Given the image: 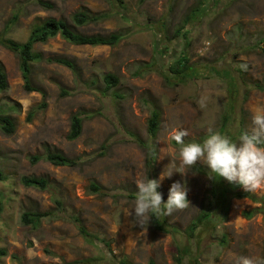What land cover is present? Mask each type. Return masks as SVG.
<instances>
[{
    "label": "rangeland",
    "instance_id": "obj_1",
    "mask_svg": "<svg viewBox=\"0 0 264 264\" xmlns=\"http://www.w3.org/2000/svg\"><path fill=\"white\" fill-rule=\"evenodd\" d=\"M0 0V32L9 20L17 2ZM52 8L27 5L25 15L13 25L7 36L23 42L34 23L48 18H63L70 25L71 14L85 8L92 13H111V17L85 26H74L84 34H108L120 31L124 39L114 47L106 45H73L57 35L34 48L44 56H65L75 61L78 78L63 65L33 63V83L47 93V106L30 121L28 111L41 99L36 91H25L18 56L0 45V62L8 88L0 92L2 117H11L15 130L7 135L0 130V264H63L92 258V264H120L125 258L131 264H177L174 257L180 248H189L191 264H236L238 257L264 258V215L246 212L258 209L264 202L248 198H230L225 219L208 224L199 231L201 239L185 229L203 210H214L216 198L210 194L212 179L199 161L185 174L173 171L157 189L167 199L173 182H183L189 204L170 215L159 214L177 228L174 234L152 226L151 218L141 225L132 215L136 185L147 176L145 150L131 140L127 130L145 139L146 121L152 106L161 111L156 136L158 179L179 167V145L170 139L174 129H184L185 143L202 141L208 129L218 131L222 115L233 105L232 139L238 130L250 131L252 115L264 108V50L258 43L264 33V0H46ZM199 1L200 7L195 8ZM195 8L194 17L185 18ZM183 27V28H182ZM181 33L176 35V30ZM183 34V35H182ZM184 54L194 75L180 81L168 66ZM229 70L233 79L235 100L229 102ZM119 78L114 91H104L103 75ZM169 76L171 82L165 81ZM60 86L69 95L60 96ZM119 94V95H118ZM78 109L98 112L85 118L80 136L68 140L70 115ZM107 141L103 156L77 167L53 166L40 160L32 163L31 155L41 154L48 145L68 157L93 153ZM23 175L46 177L51 190L25 187ZM224 180V179H223ZM90 181L109 190L111 196L87 191ZM224 183H228L224 180ZM236 191H245L242 187ZM256 198L264 189L250 191ZM54 194V195H53ZM62 200L67 214H76L92 233L109 242L90 243L65 219L43 220L37 229L20 222L24 210L44 211L55 207L52 198ZM224 237L225 239H221ZM196 249L195 251L193 249ZM48 250L53 254L46 252ZM11 254L18 258L14 259ZM194 255V256H193Z\"/></svg>",
    "mask_w": 264,
    "mask_h": 264
},
{
    "label": "trees",
    "instance_id": "obj_2",
    "mask_svg": "<svg viewBox=\"0 0 264 264\" xmlns=\"http://www.w3.org/2000/svg\"><path fill=\"white\" fill-rule=\"evenodd\" d=\"M29 4L39 5L43 8H52L53 4L46 0H24L22 2H17L15 7L12 10L11 16L4 28L0 32V45L13 52L18 56L19 60V69L21 72V77L23 80V88L25 91H36L40 93L41 99L34 107H32L26 116V120L30 121L33 116L38 112L46 108L47 106V93L44 89L36 86L33 83L32 79V64L33 63H54L58 65H63L68 68L73 75L78 78L79 70L75 63V61L71 58L65 56H44L43 53L36 51L34 46L37 43H45L49 39L56 37L57 35L65 38L69 43L73 45H106L110 47H114L119 44L122 39H124V34L120 31L110 32L108 34H84L75 30L74 26L81 27L91 23H97L99 21H103L111 17V13L103 12V13H92L85 8H81L74 13L71 14L70 18L73 25H70L63 18H54L48 17L45 18L38 23H34L26 39L23 42H18L7 36L11 27L15 25L20 17L25 15L26 6ZM202 4L201 1L197 3L195 8L200 7ZM195 8L191 9L190 13L186 15L185 23H187L192 17H194ZM183 28V27H182ZM176 35L181 33V28L176 30ZM183 35V34H182ZM258 43L261 45V49L264 50V33L262 34ZM168 71L178 77L180 81H183L186 77L190 75H194V70L188 65V58L186 55L181 54L178 56L173 62H171L168 66ZM225 77L229 79V102H233L235 100V94L233 93L234 85L231 81L233 76L229 70H225L223 72ZM103 82L105 84L104 91H114V87L118 84L119 78L112 74L106 73L102 77ZM165 81L170 83L171 79L169 76L165 78ZM253 87L264 91L263 84L259 82H255ZM8 88L7 76L5 69L0 62V92H4ZM69 91L65 87L60 86L59 95L66 96L69 95ZM116 94V92L114 91ZM117 95V94H116ZM119 95V94H118ZM98 112L89 111L86 109H78L70 115V126L69 130L66 134V138L68 140H74L78 138L82 132V125L85 118H92ZM233 114L234 107L233 105H229L226 112L222 115L220 126L218 128V132L222 135H225L229 138L232 137V133L230 130V126L233 123ZM161 118V111L158 107L152 106L149 112L148 119L146 121V138L142 139L137 134L130 132L127 130V134L130 136L131 140L138 144L145 150V165L148 170V174L150 178H153L155 174V165L157 158V143L156 136L159 130ZM3 121V124L0 123V130L10 135L15 130V124L11 117H2L1 116V108H0V121ZM242 128L238 130L237 135L243 132ZM175 143V142H174ZM108 147L107 141L104 142L100 150H97L93 153H88V157L86 154L78 155L76 157H68L63 152L52 148L48 145L43 147V152L41 154L31 155L29 157L30 162L36 163L40 160H44L52 164L53 166H68V167H77L82 166L85 163L90 162L93 157L103 156L106 152V148ZM4 179V175L0 171V180ZM20 182L25 187H33L39 190H51L54 188L53 184L44 176H36V175H23L20 177ZM241 186L236 184L224 183L223 178L218 180L212 179L210 194L212 197L216 198V201L213 204L214 210L210 208L203 209L197 217L189 224V226L185 229V231L189 234L190 238H196V249L197 245L200 243V238L198 237L199 231L206 230L208 224L215 222L218 219H225L226 211L228 208V203L230 198L242 199L248 198L250 200H258L259 202H264V196L262 198H256L253 194L246 191H236V189ZM87 191L91 194H97L99 196H111L115 198L116 194H111L108 189L104 186L96 183L95 181H90L87 186ZM54 195V194H53ZM55 207L44 210H24L20 215V222L29 226L31 229H37L43 220H55V219H65L72 222L78 233L85 239L86 241L93 243L94 241H100L104 243L106 246H109V242L104 238H101L98 234L92 233L83 224L80 217L76 214H67L65 211V207L63 205L62 200L58 197L52 198ZM2 204L0 203V214L2 212ZM255 212H261L264 215V206H261L258 209H254L251 212H246L244 216L250 217ZM152 226L164 233L174 234L177 231L175 226L169 225L161 215H153L151 218ZM221 239H225L222 237ZM189 248L192 247L186 245L183 248H180L177 254L174 257V261L177 264H191L189 257ZM193 249L194 251L196 250ZM46 252L53 254L52 252L45 250ZM7 255V251L4 248H0V256ZM194 256V255H193ZM12 258H18L15 254H11ZM93 259L90 258H82L77 260H72L68 262H64L63 264H92ZM120 264H131L124 257L119 260ZM148 264H155L152 259H149Z\"/></svg>",
    "mask_w": 264,
    "mask_h": 264
},
{
    "label": "clouds",
    "instance_id": "obj_3",
    "mask_svg": "<svg viewBox=\"0 0 264 264\" xmlns=\"http://www.w3.org/2000/svg\"><path fill=\"white\" fill-rule=\"evenodd\" d=\"M186 135L187 131L182 128L170 133V139L179 145V167L166 174L161 173L158 179L147 176L136 185L135 202L130 209L140 225L142 221L148 223L153 215H170L174 210L188 206L185 183L173 182L166 200H162L157 189L173 171L183 175L198 161L206 167V174L211 179L223 178L230 184L241 186L246 192L264 189V108L254 111L251 130L241 132L235 141L211 128L199 142L185 143L183 137ZM236 264H264V258L253 260L241 256Z\"/></svg>",
    "mask_w": 264,
    "mask_h": 264
},
{
    "label": "water",
    "instance_id": "obj_4",
    "mask_svg": "<svg viewBox=\"0 0 264 264\" xmlns=\"http://www.w3.org/2000/svg\"><path fill=\"white\" fill-rule=\"evenodd\" d=\"M1 123H3V121H1Z\"/></svg>",
    "mask_w": 264,
    "mask_h": 264
}]
</instances>
